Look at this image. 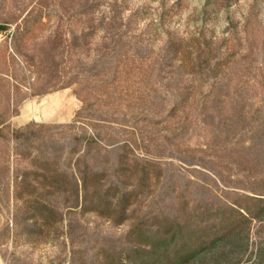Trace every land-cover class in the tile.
Here are the masks:
<instances>
[{"label":"rangeland","instance_id":"obj_1","mask_svg":"<svg viewBox=\"0 0 264 264\" xmlns=\"http://www.w3.org/2000/svg\"><path fill=\"white\" fill-rule=\"evenodd\" d=\"M114 1L124 18L135 13L132 32L142 33L141 51L144 56L149 55L146 63L156 58L166 39V30L186 39L202 31L213 42L219 56L229 55L227 70L235 71L236 76L248 67L258 79H264L259 72L264 68V0H231L225 7L212 2L206 14L203 11L206 0H89L92 8L87 14L77 12L84 3L81 0H0V24L9 22L8 30H0V122H3L0 126V264H107L113 261L114 251L125 253V249L140 245L141 241L135 235L131 238L129 231L133 227L156 225L161 207L166 214L183 206L193 212L201 202L235 201L236 193L264 197V165L247 151L224 155V161L216 164L220 177L174 157L175 147L162 138L173 136L174 127L169 125L175 124V117L182 114L167 117L172 98L165 101L162 115L153 118L149 112L140 121L132 119V112H143L147 103V97L141 103L136 100L140 92L146 94L150 87L144 80L145 74L148 75L147 64L134 73L131 80L135 84L130 91L134 93L129 100L121 102L122 106H118L117 87L112 98L103 90L101 110L105 114L108 109L109 119L114 115L110 111L122 114L124 119L116 122L108 119L100 124L105 127L98 129L108 132L106 139L119 143L130 141L132 146L117 153L107 151L112 146L89 147L85 140L86 133L91 134L85 124L88 119L76 117L83 106L81 97L74 93L77 84L60 86L79 67L93 62L101 27L89 35L91 50L63 51L60 80L50 78L45 68L35 64L39 42L50 37L56 28L68 39L69 29L79 31L90 17L97 22L109 17L110 4ZM25 17L28 20L22 25ZM77 58L81 60L78 64ZM183 70L181 84L190 83L191 75L185 73L186 68ZM95 84L93 91L98 89L97 92L103 93L99 89L102 86ZM158 85L161 91L163 88ZM201 89L207 91L208 82ZM259 99L258 94L255 106L260 105ZM43 100L48 111L42 115L41 107L37 106L39 121L17 119L25 102L40 105ZM187 108L190 112L186 123L191 118V124L187 131L178 132L174 141L197 150L209 139V131L200 128L199 122L195 127V107ZM155 119L161 121L154 125ZM31 123L58 127L32 128L39 135L29 138L27 133L13 132ZM148 132H158L157 140L149 141ZM249 138L250 134L243 135L239 144L243 142L246 147ZM121 156H127L126 160L121 161ZM136 156L143 160L137 161ZM83 170H89L92 183L100 180L110 203L107 208L101 206L100 211H95L88 204L91 198L84 200L79 181ZM142 173L145 182L140 185ZM199 184L208 190L200 191ZM173 185L176 188L173 194L164 193ZM120 191L126 192L122 200ZM34 202H39L41 208L35 209ZM250 227L248 252H254L258 242L264 247V220H253ZM122 258L125 259L124 254Z\"/></svg>","mask_w":264,"mask_h":264},{"label":"trees","instance_id":"obj_2","mask_svg":"<svg viewBox=\"0 0 264 264\" xmlns=\"http://www.w3.org/2000/svg\"><path fill=\"white\" fill-rule=\"evenodd\" d=\"M81 1L84 3L80 7L81 10L77 12L87 14L92 8V3H89V0ZM230 1L206 0L203 11L206 14L207 7L212 2L225 7ZM110 6L111 15L109 17L102 18L99 22L90 17L84 21L85 26L78 29L79 31L69 29L68 39H64L60 29L56 28L50 37L39 42V56L35 64L41 69L45 68L50 78L60 80L63 51L68 49L69 52L78 53L77 51L80 50H91L89 35L101 27V40L94 48L93 62L79 67L68 81L65 84L61 83L60 86L62 88L73 83L77 84L74 93L81 97L83 106L77 112L76 117L88 119V123L85 124L91 134L86 133L85 140L89 147H99L102 144L106 149L107 146H112V149L107 151L117 153L120 149H129L132 146L130 141L119 143L106 139L109 138L106 137L108 132L102 133L98 129V126L105 127L100 125L104 124L102 122L110 119L115 122L124 119L122 114H116L114 111H110V114L114 115L109 119L108 109L105 110V114L101 110L103 90L112 98L117 87L120 92L117 96L118 106H122L121 102L129 100L131 94L134 93L130 92L134 86L132 84H135L131 80L134 78V73L142 69L143 64H147L148 75L145 74L144 80L148 86L150 84V87L148 93L140 92L139 99H136L141 103L147 97V103L146 106L144 105L143 112H132L131 117L137 122L147 117L149 112L153 114V118L162 115L165 110V101L172 98L173 102L167 110V117L176 116L179 112L182 114L175 117V124L169 125L174 127V137L163 135L162 138L163 142L175 147L176 156L174 157L186 165H199L219 177L221 175L216 164L224 161V155L233 156L242 150L247 151L248 155L263 166L264 68L259 71L263 80L258 79L257 74L248 67L235 76V71L225 68L226 62L230 60L229 55L223 58L219 56L218 50L212 46L213 42L206 39L202 31L186 39L166 30V39L156 58L146 63L149 55L144 56L141 51L143 48L142 33L135 35L132 32L131 23L135 13L124 18L116 1ZM27 20L25 17L22 25H26ZM8 29V21L0 24L1 31ZM16 32H19L18 25ZM76 62L78 64L81 60L77 58ZM185 68V73L191 75V82L181 84L182 71ZM253 74H255L254 78ZM205 81L208 82V89L202 91L201 86ZM95 82L100 84L99 87L102 86L99 89L103 93L97 92L98 89L93 91V88L97 86ZM158 83L163 88L161 91L158 90ZM257 90L260 92L257 93ZM258 94L261 103L255 106V97ZM227 104L228 107L225 108ZM193 105L196 111V118L193 121L195 127L199 122L200 128L206 132L209 131V139L197 150L174 141L179 135L178 132H185L189 128L191 118L186 123L190 112L187 107H193ZM155 120L152 121L154 125L161 121ZM2 125L3 122H0L1 127ZM53 127H58V125L45 126L31 123L25 129H15L13 132L17 135L27 133L29 138L39 135V132L37 134L32 128ZM148 133L149 141L157 140L158 132ZM245 134H250V143L246 147L243 142L239 144ZM120 158L124 161L127 156ZM134 158L137 161L143 160L137 156ZM88 172L89 170H83L79 176L85 195L84 200L91 198L88 204H91L93 210L100 211L101 206L107 208L110 203L101 188L100 180L92 183L91 174ZM198 172L207 177L204 171L198 170ZM139 178L140 185H143L144 174H140ZM198 186L200 191L208 190L203 184ZM175 190L173 185L164 193L171 195ZM252 190L255 191V189ZM120 192L119 197L122 200L126 192ZM236 196L238 199L229 203L201 202L202 204L199 203L196 209H192L193 212L183 206V208H177L176 211L171 208L174 212L166 214L163 207L159 208L156 225L133 227L129 231L131 238L135 235L141 241L140 245L129 250L125 249V253H123L124 250L114 251L113 261L107 264H264V247L261 242L257 243L254 252H248L250 224L253 220L258 222L264 220V197L237 193ZM92 199L96 203H93ZM35 204L32 205L35 209L41 208L39 202ZM179 212H182V217L179 216ZM122 254L125 259L122 258Z\"/></svg>","mask_w":264,"mask_h":264},{"label":"bare ground","instance_id":"obj_3","mask_svg":"<svg viewBox=\"0 0 264 264\" xmlns=\"http://www.w3.org/2000/svg\"><path fill=\"white\" fill-rule=\"evenodd\" d=\"M46 104L47 103L45 100H43L40 105H35L33 101L25 102L20 109V116L17 119L18 120L33 119L35 121H39L41 117L38 116L40 110H38L37 106L41 107L42 115H46V112L48 111V106Z\"/></svg>","mask_w":264,"mask_h":264}]
</instances>
